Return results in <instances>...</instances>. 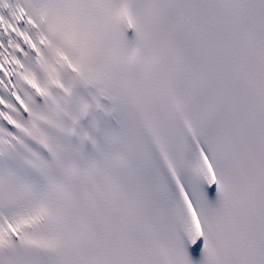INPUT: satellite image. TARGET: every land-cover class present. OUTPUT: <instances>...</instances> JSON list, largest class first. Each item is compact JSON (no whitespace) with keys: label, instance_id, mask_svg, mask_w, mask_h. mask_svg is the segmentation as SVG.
Returning a JSON list of instances; mask_svg holds the SVG:
<instances>
[{"label":"snow or ice","instance_id":"snow-or-ice-1","mask_svg":"<svg viewBox=\"0 0 264 264\" xmlns=\"http://www.w3.org/2000/svg\"><path fill=\"white\" fill-rule=\"evenodd\" d=\"M0 264H264V0H0Z\"/></svg>","mask_w":264,"mask_h":264}]
</instances>
